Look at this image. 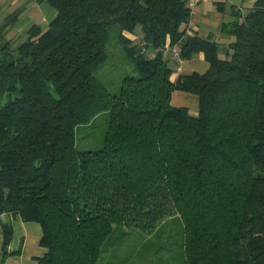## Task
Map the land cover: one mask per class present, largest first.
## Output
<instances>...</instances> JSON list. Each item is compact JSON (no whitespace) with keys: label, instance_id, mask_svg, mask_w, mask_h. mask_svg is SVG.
I'll return each mask as SVG.
<instances>
[{"label":"trees","instance_id":"obj_1","mask_svg":"<svg viewBox=\"0 0 264 264\" xmlns=\"http://www.w3.org/2000/svg\"><path fill=\"white\" fill-rule=\"evenodd\" d=\"M47 1L55 17L18 45L16 15L0 25V214L41 224L36 264H97L127 228L174 223L185 264H264V0L226 24L225 57L186 33L188 0ZM113 28L137 71L117 91L96 73ZM167 44L208 69L173 81ZM175 89L198 96L196 115ZM104 111L103 144L80 149L78 126Z\"/></svg>","mask_w":264,"mask_h":264},{"label":"crops","instance_id":"obj_2","mask_svg":"<svg viewBox=\"0 0 264 264\" xmlns=\"http://www.w3.org/2000/svg\"><path fill=\"white\" fill-rule=\"evenodd\" d=\"M257 0H188L191 9L189 21L185 26L187 34H197L202 38L212 40L216 44L219 56L225 57L230 50L233 35L226 24L236 18V12L244 15ZM57 10L47 0H0V25L7 17L16 15L14 22L7 29L6 38L14 45H18L28 36L29 29L38 25L41 29L47 28L55 17ZM142 29L137 27L132 38L138 40ZM169 62L174 67L171 74L173 81L180 74L205 72L209 61L204 52H195L190 58L179 63L172 51H166ZM180 67V68H179ZM171 102L174 105L186 106L190 113L196 115L199 110L198 96L191 92L175 89ZM10 222L13 233L8 244V253L4 264H36L38 258L46 252L41 244L42 226L34 220H25L20 214L3 212L0 214V263L3 257V224Z\"/></svg>","mask_w":264,"mask_h":264},{"label":"rangeland","instance_id":"obj_3","mask_svg":"<svg viewBox=\"0 0 264 264\" xmlns=\"http://www.w3.org/2000/svg\"><path fill=\"white\" fill-rule=\"evenodd\" d=\"M111 31L108 44L109 58L97 71V76L111 91H117L122 78L127 74H137L134 64L125 55L122 45ZM108 112L98 114L93 121L78 126L77 145L80 149L98 148L103 144L108 127ZM164 227L159 234L147 236V231L139 227L127 228L105 246L97 264H185L181 241L180 225Z\"/></svg>","mask_w":264,"mask_h":264},{"label":"built area","instance_id":"obj_4","mask_svg":"<svg viewBox=\"0 0 264 264\" xmlns=\"http://www.w3.org/2000/svg\"><path fill=\"white\" fill-rule=\"evenodd\" d=\"M190 10H191V9H190ZM166 49L172 51L173 56L176 58V60H177L179 63H181V62L184 60V59L181 57V55H180L179 47H178L177 44H175V45L167 44V45H166ZM179 68H180V67H179Z\"/></svg>","mask_w":264,"mask_h":264}]
</instances>
